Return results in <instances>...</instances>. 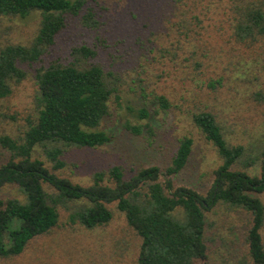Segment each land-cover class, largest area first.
I'll use <instances>...</instances> for the list:
<instances>
[{
  "label": "rangeland",
  "instance_id": "rangeland-1",
  "mask_svg": "<svg viewBox=\"0 0 264 264\" xmlns=\"http://www.w3.org/2000/svg\"><path fill=\"white\" fill-rule=\"evenodd\" d=\"M251 4L264 11V0H85L79 14L91 8L97 26L83 27L79 15L68 16L43 62H67L71 47L94 49L88 61L110 73L118 97H111L109 114L99 126L107 142L92 148L59 145L64 165L54 173L88 185L94 172H102L105 179L112 166L126 177L138 168L156 166L162 182L178 141L188 137V161L169 178L174 186L204 195L221 159L191 121L199 111L210 112L225 140L243 145L244 158L255 160L264 145V25L251 36L236 28ZM37 23L36 13L1 17L0 44L29 43ZM34 93L28 69L0 99V135L20 139L36 115ZM158 96L165 99V108ZM140 108L147 116L138 115ZM32 155L50 168L41 147ZM8 156L0 147V161ZM237 165L233 168L258 175V160L254 166ZM253 195L264 206V190ZM21 196L13 184L0 187V199ZM107 208L110 220L87 229L69 220L72 207L57 206L55 226L31 239L20 254L0 258V264H137L139 237L114 202ZM204 220L206 264H252L244 240L250 224L247 212L218 203L204 212ZM260 234L264 243V219Z\"/></svg>",
  "mask_w": 264,
  "mask_h": 264
},
{
  "label": "trees",
  "instance_id": "trees-1",
  "mask_svg": "<svg viewBox=\"0 0 264 264\" xmlns=\"http://www.w3.org/2000/svg\"><path fill=\"white\" fill-rule=\"evenodd\" d=\"M84 3L85 0H0V18L38 15L37 29L29 43L0 44V99L10 94L11 83L22 80L29 69L36 107L33 121L27 123L18 141L0 135V147L9 151L7 159L0 161V187L13 184L22 195L0 199V258L20 254L31 239L55 226L57 206L72 207L69 220L91 229L110 220L107 204L114 202L127 226L140 239L137 264H206L204 212L219 203L249 214L244 237L247 256L252 264H264L260 234L264 206L253 195L264 190V145L255 160H246L245 147L229 144L210 112L191 115L193 125L221 159L204 195L185 185L174 186L169 178L188 161L192 143L188 137L178 141L164 168L167 177L162 182L156 166L138 168L127 177L118 166H112L105 179L102 172H94L88 185L54 173L64 165L59 145L92 148L107 142L99 126L109 114L111 97H118L114 81L107 77L110 73L105 74L99 65L88 61L94 57V49L85 45L71 47L67 62H43L42 56L55 43L68 16L79 15L83 27L97 26L91 8L79 14ZM263 25V9L251 4L236 28L242 35L251 36ZM157 102L162 108L167 106L162 96L157 97ZM137 112L147 116L143 108ZM38 147L50 168L32 155ZM256 160L258 175L233 168L237 163L243 168L252 166Z\"/></svg>",
  "mask_w": 264,
  "mask_h": 264
}]
</instances>
